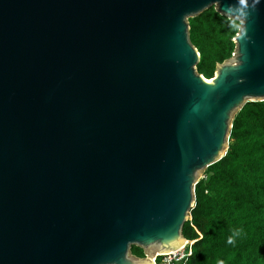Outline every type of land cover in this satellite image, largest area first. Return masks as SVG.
<instances>
[{
  "label": "water",
  "instance_id": "95a60500",
  "mask_svg": "<svg viewBox=\"0 0 264 264\" xmlns=\"http://www.w3.org/2000/svg\"><path fill=\"white\" fill-rule=\"evenodd\" d=\"M252 5L0 0V264H156L189 243L195 185L264 101ZM211 7L240 26L206 79L189 19Z\"/></svg>",
  "mask_w": 264,
  "mask_h": 264
},
{
  "label": "trees",
  "instance_id": "16d2710c",
  "mask_svg": "<svg viewBox=\"0 0 264 264\" xmlns=\"http://www.w3.org/2000/svg\"><path fill=\"white\" fill-rule=\"evenodd\" d=\"M189 24L200 54L197 71L210 79L216 65L234 53L240 23L211 7ZM194 193L183 226L193 242L187 264H264V101L248 102L235 114L226 154L206 168ZM237 231L235 243L228 244ZM131 253L145 256L136 246Z\"/></svg>",
  "mask_w": 264,
  "mask_h": 264
},
{
  "label": "built area",
  "instance_id": "2783aa9c",
  "mask_svg": "<svg viewBox=\"0 0 264 264\" xmlns=\"http://www.w3.org/2000/svg\"><path fill=\"white\" fill-rule=\"evenodd\" d=\"M191 243H188L181 250L175 251L170 254H160L155 256L156 264H187L189 257L191 256Z\"/></svg>",
  "mask_w": 264,
  "mask_h": 264
},
{
  "label": "clouds",
  "instance_id": "9594fccd",
  "mask_svg": "<svg viewBox=\"0 0 264 264\" xmlns=\"http://www.w3.org/2000/svg\"><path fill=\"white\" fill-rule=\"evenodd\" d=\"M257 3H259V0H253L252 6H254ZM239 234H240L239 231L234 232L232 236L228 237L227 243L228 244H234L235 243V237L238 236ZM189 254H191V253H189ZM219 264H223V261H220Z\"/></svg>",
  "mask_w": 264,
  "mask_h": 264
},
{
  "label": "rangeland",
  "instance_id": "374dc122",
  "mask_svg": "<svg viewBox=\"0 0 264 264\" xmlns=\"http://www.w3.org/2000/svg\"><path fill=\"white\" fill-rule=\"evenodd\" d=\"M203 176H204V172L201 174V176H200V178H199V179H201Z\"/></svg>",
  "mask_w": 264,
  "mask_h": 264
}]
</instances>
